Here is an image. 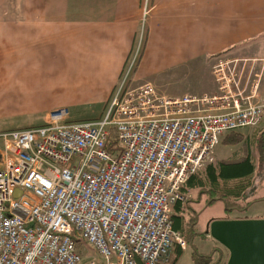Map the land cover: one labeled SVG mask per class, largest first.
<instances>
[{
	"label": "built area",
	"instance_id": "obj_1",
	"mask_svg": "<svg viewBox=\"0 0 264 264\" xmlns=\"http://www.w3.org/2000/svg\"><path fill=\"white\" fill-rule=\"evenodd\" d=\"M257 62L218 60L213 95L166 97L125 77L99 119L61 108L41 126L0 133V264H80L74 238L102 264H160L172 246L184 251L171 217L182 185L225 134L264 127Z\"/></svg>",
	"mask_w": 264,
	"mask_h": 264
},
{
	"label": "crops",
	"instance_id": "obj_2",
	"mask_svg": "<svg viewBox=\"0 0 264 264\" xmlns=\"http://www.w3.org/2000/svg\"><path fill=\"white\" fill-rule=\"evenodd\" d=\"M220 59L257 60L264 94V0H0V133Z\"/></svg>",
	"mask_w": 264,
	"mask_h": 264
},
{
	"label": "trees",
	"instance_id": "obj_3",
	"mask_svg": "<svg viewBox=\"0 0 264 264\" xmlns=\"http://www.w3.org/2000/svg\"><path fill=\"white\" fill-rule=\"evenodd\" d=\"M104 107L91 120L99 119ZM255 142H258L257 147L261 150L264 148V127L258 126L252 129L250 136H245L242 131L225 134L221 138L220 144L230 147L239 146L240 149L234 151L229 158L213 159L211 163H207L199 171L189 176L182 185L180 190L186 196V200L184 203H176L173 206L171 217L173 231L180 234L186 247L193 244L194 228L196 227L197 214L192 210V203L205 198V204L208 206L217 201L223 202L226 212H240L247 209L249 204L242 205L240 200L248 194L253 185L255 164L250 153L243 157L240 156V153L241 149L245 147L249 150ZM107 148L110 151H119L113 131L108 139ZM260 200L262 201L264 198ZM74 242L79 249L87 248L82 239L74 238ZM174 247L176 253L180 255L182 250L177 245ZM223 252L224 250L220 246L213 248L208 254H199L194 248L193 264H225Z\"/></svg>",
	"mask_w": 264,
	"mask_h": 264
},
{
	"label": "rangeland",
	"instance_id": "obj_4",
	"mask_svg": "<svg viewBox=\"0 0 264 264\" xmlns=\"http://www.w3.org/2000/svg\"><path fill=\"white\" fill-rule=\"evenodd\" d=\"M196 71V73L183 72L180 73V75L158 76L148 83H150L160 94L166 97L182 94H193L197 96L207 94L208 89L210 90L215 86V84L213 86L214 81L210 69L206 65L205 67L197 68ZM132 74L133 71L130 76ZM69 109L71 116L76 120L95 118L101 112L100 108H96L93 113L83 107H73ZM13 129L18 130V128ZM251 132L252 129L242 130V133H244L245 136H250ZM254 145H251L249 150L246 147L241 149L242 151L240 153V156L242 157L250 153L255 164L253 185L248 191V194L240 200L242 205L246 206V204H249L247 209L240 212H226V207L223 202L217 201L208 206L205 204V198L192 203V210L197 214L193 244L186 247L180 255L176 253L175 247L172 246L169 255V262H161L160 264H193L192 256L194 248L199 254H208L213 248L218 247V243L215 242L207 232L208 224L211 221L264 220V200H260L264 198V148L261 150V148L257 147L258 142H255ZM238 149H240L239 146L230 147L220 144L214 150V158H229L233 152ZM85 252V257H83L80 264H102L101 259L97 256L92 247L87 246Z\"/></svg>",
	"mask_w": 264,
	"mask_h": 264
},
{
	"label": "water",
	"instance_id": "obj_5",
	"mask_svg": "<svg viewBox=\"0 0 264 264\" xmlns=\"http://www.w3.org/2000/svg\"><path fill=\"white\" fill-rule=\"evenodd\" d=\"M207 228L227 253L225 264H264V220H214Z\"/></svg>",
	"mask_w": 264,
	"mask_h": 264
},
{
	"label": "flooded vegetation",
	"instance_id": "obj_6",
	"mask_svg": "<svg viewBox=\"0 0 264 264\" xmlns=\"http://www.w3.org/2000/svg\"><path fill=\"white\" fill-rule=\"evenodd\" d=\"M219 245V244H218Z\"/></svg>",
	"mask_w": 264,
	"mask_h": 264
}]
</instances>
